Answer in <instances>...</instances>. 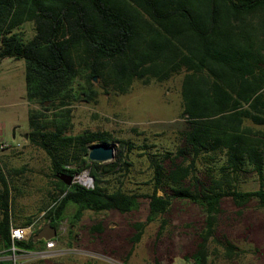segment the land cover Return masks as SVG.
I'll return each instance as SVG.
<instances>
[{
  "label": "trees",
  "instance_id": "1",
  "mask_svg": "<svg viewBox=\"0 0 264 264\" xmlns=\"http://www.w3.org/2000/svg\"><path fill=\"white\" fill-rule=\"evenodd\" d=\"M25 23L32 27L28 37ZM8 57L24 61V99L38 105L27 110L25 141L46 154L53 177L44 225L57 230L64 219L73 225L84 210L133 212L143 196L148 212L132 224V241L175 200L201 209L199 235L206 240L225 198L237 207L252 200L264 207V0H0V61ZM176 74L183 127L169 150L137 146L148 162L150 191L135 192L123 178L133 176L131 140H118L110 161L89 160V145L108 142V135L68 133L71 107ZM83 169L91 188L59 178ZM249 173L257 188L242 190ZM0 184V244L10 253V186L1 167ZM32 236L14 241L13 254L41 250L42 240ZM182 259L205 264L198 248Z\"/></svg>",
  "mask_w": 264,
  "mask_h": 264
},
{
  "label": "rangeland",
  "instance_id": "2",
  "mask_svg": "<svg viewBox=\"0 0 264 264\" xmlns=\"http://www.w3.org/2000/svg\"><path fill=\"white\" fill-rule=\"evenodd\" d=\"M22 30L27 37L33 33L30 23H25ZM180 79L181 74H176L161 83L141 85L134 81L126 94L99 92L93 102L77 101L71 107L68 133L103 131L115 147V153L118 140H131L135 149L129 157L134 171L133 176L123 177L124 186L148 193V162L137 146L146 143L145 150L154 152L169 150L177 143L176 132L183 127L179 117ZM33 107L38 105L24 99V61L2 59L0 133L13 146L0 150V167L10 186L8 197L11 196L13 224L30 218L36 228L45 222L42 209L52 203L48 192L53 177L46 154L25 141L27 110ZM12 169L18 171L13 173ZM239 188H257L252 173L245 176ZM67 212L69 215L71 209ZM147 212V198L143 196L138 198V207L133 212L84 210L77 222V237L67 219L59 222L50 255L41 256L34 250L13 254L0 244V264H154L155 261L191 264L182 256L197 248L203 252L205 264H264V207H259L254 200L237 207L225 198L215 228L206 240L199 235L203 221L201 209L186 200H175L167 212L144 223L138 240L132 241L135 233L132 224L144 221ZM96 225L101 227L99 231L90 229ZM67 241L72 242L70 249L66 248Z\"/></svg>",
  "mask_w": 264,
  "mask_h": 264
},
{
  "label": "built area",
  "instance_id": "3",
  "mask_svg": "<svg viewBox=\"0 0 264 264\" xmlns=\"http://www.w3.org/2000/svg\"><path fill=\"white\" fill-rule=\"evenodd\" d=\"M11 146H13V144H10L5 139L0 138V150L11 147ZM71 182L80 184L86 188H91L93 186V178L88 173V171L85 169L81 170L80 172L72 176ZM34 231H35L34 222L30 223L27 226H23V227L21 226L11 227L10 226V229H9V237L11 240L10 249L12 251L15 249L13 245L14 241L26 240L32 235ZM54 246H55V237L48 239V240H44V250L41 249L39 251H35L34 253H39L41 256H48L51 254V250L52 248H54Z\"/></svg>",
  "mask_w": 264,
  "mask_h": 264
},
{
  "label": "water",
  "instance_id": "4",
  "mask_svg": "<svg viewBox=\"0 0 264 264\" xmlns=\"http://www.w3.org/2000/svg\"><path fill=\"white\" fill-rule=\"evenodd\" d=\"M96 81V77H93V82ZM47 102H45L46 104ZM115 155V147L109 142L92 143L88 147L87 158L93 161L105 162L110 161ZM59 178L67 185L71 183L70 175H59ZM56 235L54 227L45 224L38 232L33 234V241L43 239L48 240Z\"/></svg>",
  "mask_w": 264,
  "mask_h": 264
},
{
  "label": "crops",
  "instance_id": "5",
  "mask_svg": "<svg viewBox=\"0 0 264 264\" xmlns=\"http://www.w3.org/2000/svg\"><path fill=\"white\" fill-rule=\"evenodd\" d=\"M0 138L1 139H5L4 138V136H2V134L0 133ZM6 140V139H5ZM80 218H81V216H80ZM33 222V221H32ZM32 222H30V223H32ZM29 223V224H30ZM14 226H21V227H23L22 225H20V224H13V225H11V227H14ZM41 226H44V223H42L40 226H37L36 228H35V230H38V229H40L41 228ZM72 228H74L73 229V233H75V237H77V221H76V223L75 224H73V225H70ZM70 227V228H71ZM35 232V231H34ZM34 232L32 233V234H34ZM54 237H56V236H54ZM53 237V238H54ZM40 240H42V242H43V247H42V250H44V240L43 239H40ZM55 243H56V238H55ZM66 243H68V246L69 247H66V248H71L70 247V245H72V242L71 241H67ZM70 244V245H69ZM77 248V247H76ZM35 251H39V250H34L33 252H35ZM54 251V248H52V250H51V252H53ZM22 252H30V251H22ZM73 258H75V259H77V257H73Z\"/></svg>",
  "mask_w": 264,
  "mask_h": 264
}]
</instances>
